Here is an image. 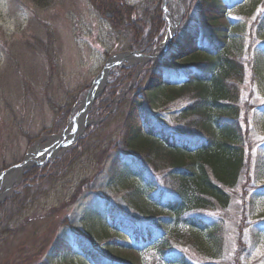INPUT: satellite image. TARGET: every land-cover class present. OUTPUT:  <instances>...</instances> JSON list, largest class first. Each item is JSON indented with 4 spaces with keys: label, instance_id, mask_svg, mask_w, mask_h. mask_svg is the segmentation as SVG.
Instances as JSON below:
<instances>
[{
    "label": "rangeland",
    "instance_id": "obj_1",
    "mask_svg": "<svg viewBox=\"0 0 264 264\" xmlns=\"http://www.w3.org/2000/svg\"><path fill=\"white\" fill-rule=\"evenodd\" d=\"M255 1L245 0L227 15L233 30L246 36L244 41L236 39V43L244 44L242 56L252 58V62L257 56L252 51L254 47L263 48L264 53V24L251 25L257 14L264 12V0H257L259 4L254 7ZM180 2L183 13L175 33L180 31L186 11L183 0ZM197 2L190 0L189 12L195 11ZM98 3L99 0H0V172L8 171L36 150V157L27 168L36 167L39 172L32 183H24L23 172L27 168H23L9 188L0 186V192H6L0 196V264H86L75 255V233L84 236L108 261L115 258L124 264H166L156 250L147 246L138 254L122 248L125 237L110 228L103 229L100 222L114 225L109 215L111 206L106 207L110 200L116 214H124L140 228L154 226L171 232L167 251L182 250L190 264H264V87L258 86L249 71L240 87V102L246 103L241 104L243 121L246 120L255 143L248 156L249 168L246 177H241L235 189L229 191L226 207L202 211L210 228L206 232L198 234L181 221L173 229L164 216L167 212H160L147 202L137 206L123 199L129 184L119 183L112 173L109 176L115 149L104 146L89 156L72 155L62 172L52 176L43 171L77 148L76 141L90 127L94 131L101 129V140L116 137L126 113L133 111L137 115V102L151 109L154 118L170 124L190 99L189 92L171 94L167 88L144 95L146 88L158 84L151 69L162 55L159 53L165 31L163 40L151 52L128 58L109 70L83 113L88 123L80 137L69 146H61L60 154L47 158L38 154L81 111L107 58L123 51H141L133 47L128 33L113 30ZM165 5L170 15L176 16L178 0H169ZM235 46L232 44L238 52ZM261 66L264 68V63ZM122 69H131L132 78L119 85L117 79V92L109 100L107 85L115 82L112 74H119ZM105 117L109 122L102 127ZM98 139L94 146L102 144ZM140 180L145 184V179ZM135 182L130 178L128 183ZM117 227L129 235L130 231ZM212 235L216 240L211 239ZM195 237L199 240L196 245L192 242Z\"/></svg>",
    "mask_w": 264,
    "mask_h": 264
},
{
    "label": "trees",
    "instance_id": "obj_2",
    "mask_svg": "<svg viewBox=\"0 0 264 264\" xmlns=\"http://www.w3.org/2000/svg\"><path fill=\"white\" fill-rule=\"evenodd\" d=\"M161 1L128 3L124 0H99L98 9L115 32L129 34L134 48L151 52L163 40L166 31ZM259 1L253 3L254 7ZM183 2L186 11L180 31L168 52L157 58L151 69L158 84L154 83L156 87L146 88L144 92L146 96L148 92L167 88L171 94L179 91L190 93V99L175 115L173 122L164 124L154 118L151 109L137 102L140 110L137 115L133 111L126 113L116 137L101 140L98 136L101 129L94 131L90 127L76 141L77 148L69 150L43 171L49 175L62 172L67 158L72 155L74 158L78 153L89 156L100 147L115 149L117 154L109 166V176L112 173L119 183L129 184L123 199L137 206H144L147 202L154 209L168 213L164 216L173 229L181 221L185 227L199 234L209 228L202 211L226 207L230 200L229 191L235 189L241 177H246L250 163L248 156L255 143L249 126L245 125L246 120L243 121L241 104L246 103L245 100L240 102V87L247 79V71L255 75L258 86L264 87V68L261 66L264 53L263 48L254 47L252 51L257 54L254 61L244 58V44H237L236 39L244 41L246 36L233 30L234 25L227 19L231 9L242 6L245 0H198L193 13L189 12L190 0ZM263 24L264 12H259L251 25L258 27ZM232 44L236 45L238 52ZM112 75L115 82L109 83L105 90L109 100L117 92V85L130 80L133 72L122 69L119 74ZM117 79L120 82L116 85ZM175 87L178 90H171ZM104 121L102 127L109 122L107 117ZM97 138L102 144L94 146ZM37 171L36 167L27 168L23 172V182L32 183L39 173ZM130 178L136 179V184L128 183ZM140 179H145V184ZM114 205L113 200L106 205L107 208L111 206L109 215L114 225L100 223L103 229L110 228L125 237L122 248L140 254L148 246L156 250L166 264H190L182 250L167 251L172 237L168 234L171 232L154 226L140 228L124 214H116ZM89 217L94 215L89 214ZM117 225L130 231L129 235L119 231ZM211 239L216 240V236L212 235ZM198 241L195 237L192 242L196 245ZM74 245L75 255L83 263L124 264L115 258H110V261L104 259L84 236L76 233Z\"/></svg>",
    "mask_w": 264,
    "mask_h": 264
},
{
    "label": "water",
    "instance_id": "obj_3",
    "mask_svg": "<svg viewBox=\"0 0 264 264\" xmlns=\"http://www.w3.org/2000/svg\"><path fill=\"white\" fill-rule=\"evenodd\" d=\"M165 1L166 0L162 1V9H163V14H164V19L167 22L168 31H167V35H166V38H165L164 43H163V49L159 54H162L167 50V48H168L169 44L171 43V40L175 34L174 29H176L177 24H178V20L180 18V14H179L178 19H176L175 22L172 24V22L169 20V18L166 17V14H165L166 13ZM179 8L182 9L180 2H179ZM138 56H145V55H143L142 53H139V52H135V51H128V52L116 53V54H113L110 57H108L107 60L105 61L104 65H103V67H102V70L100 71V73L96 77L95 81L93 82V87L89 90L87 98L83 101V106H82L80 112L85 113L87 111V109L89 108L90 102L95 97V95L98 92L102 82H104L106 80L107 75L109 73V70L113 66L119 65L121 61H124L128 58L138 57ZM146 57H148V56H146ZM78 114L73 119V123H75V120H76V117L78 116ZM87 123L88 122H86L84 124V126L81 128V131H79L80 129H75L73 138H69L67 141H63L61 143V146H63V147L69 146L74 141L75 138L79 137L80 133L82 132L84 127L87 125ZM63 136H64V134L62 133L58 137H63ZM49 155L50 154L45 155V158H47ZM27 164H29V163H27V159L25 158L22 162L18 163L17 165L13 166L10 169L24 168L27 166ZM10 169H8V170H10ZM6 172H7L6 170L0 172V179L2 178V176Z\"/></svg>",
    "mask_w": 264,
    "mask_h": 264
},
{
    "label": "bare ground",
    "instance_id": "obj_4",
    "mask_svg": "<svg viewBox=\"0 0 264 264\" xmlns=\"http://www.w3.org/2000/svg\"><path fill=\"white\" fill-rule=\"evenodd\" d=\"M166 3L169 2V0L165 1ZM166 6V5H165ZM166 10V7H165ZM166 17L169 18V20L172 22V24L175 22L176 19H178L179 14H176V16L170 15L169 10H167V12L165 13ZM84 116L83 113H79L78 116L76 117L75 123H73L72 121L69 122L68 126L66 127L65 131L63 132L64 136L62 137H51L50 138V144L47 148V152H45L43 150L42 153H40L41 155H43V157L47 154H52V155H57L60 154V147H61V142H63L64 139H69V138H73L74 135V131L75 129H80L84 126L85 122H87L86 120L84 121ZM37 152V150L35 152H31L28 156H27V163H31L35 156V153ZM22 172V168H14V169H10L8 170L5 175L2 177V180L0 181V186H5L7 188H9L10 185H12L19 177L20 174ZM6 194V192H0V196H4Z\"/></svg>",
    "mask_w": 264,
    "mask_h": 264
}]
</instances>
